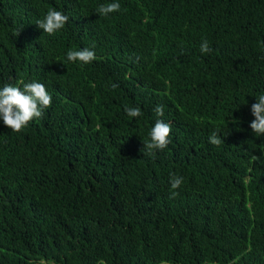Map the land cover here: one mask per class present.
I'll list each match as a JSON object with an SVG mask.
<instances>
[{
  "label": "trees",
  "instance_id": "obj_1",
  "mask_svg": "<svg viewBox=\"0 0 264 264\" xmlns=\"http://www.w3.org/2000/svg\"><path fill=\"white\" fill-rule=\"evenodd\" d=\"M50 8L69 16L53 35ZM33 80L43 117L0 119V264H264V0H0V87ZM157 119L171 142L149 155Z\"/></svg>",
  "mask_w": 264,
  "mask_h": 264
},
{
  "label": "clouds",
  "instance_id": "obj_2",
  "mask_svg": "<svg viewBox=\"0 0 264 264\" xmlns=\"http://www.w3.org/2000/svg\"><path fill=\"white\" fill-rule=\"evenodd\" d=\"M120 10L118 2L101 4L98 7V14L107 17L113 12ZM79 11H84L79 6ZM69 21V16L64 12L50 8L47 13L36 21L38 28L44 33L53 35L64 28ZM19 35V33L17 34ZM200 51L207 54L212 51L207 39L201 42ZM69 62L81 64H89L96 59L95 52L87 47L77 50H69L66 53ZM115 88L116 85L114 84ZM52 96L48 92L46 86L38 81L24 82L19 84H4L0 87V119L3 120L5 126L12 132H22L28 125L36 119L43 117L47 108L51 107ZM124 111L129 117H139L142 115L139 106L125 107ZM154 112L158 117H163L164 106L157 105ZM251 114L254 119L250 123V128L256 136H264V94L256 98V103L251 105ZM238 123L239 121H234ZM172 132V125L163 119H157L149 132V140L143 141L144 148L149 155H154V150H164L171 142L169 137ZM209 143L219 146L222 140L217 132H213L209 137ZM253 160L259 157L253 155ZM171 198H175L178 189L183 183V177L170 173ZM160 264H168L167 261L161 260Z\"/></svg>",
  "mask_w": 264,
  "mask_h": 264
}]
</instances>
